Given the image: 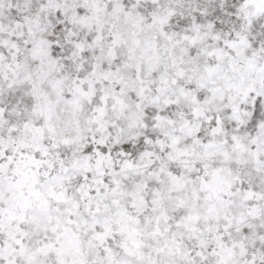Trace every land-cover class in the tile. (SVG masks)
Listing matches in <instances>:
<instances>
[{"label": "snow or ice", "instance_id": "6c2138e0", "mask_svg": "<svg viewBox=\"0 0 264 264\" xmlns=\"http://www.w3.org/2000/svg\"><path fill=\"white\" fill-rule=\"evenodd\" d=\"M0 264H264V0H0Z\"/></svg>", "mask_w": 264, "mask_h": 264}]
</instances>
